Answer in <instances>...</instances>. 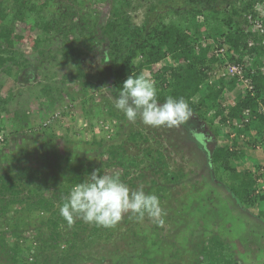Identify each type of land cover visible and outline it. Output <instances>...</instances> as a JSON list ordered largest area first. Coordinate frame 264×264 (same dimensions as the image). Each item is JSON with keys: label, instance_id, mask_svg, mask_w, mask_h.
<instances>
[{"label": "trees", "instance_id": "obj_1", "mask_svg": "<svg viewBox=\"0 0 264 264\" xmlns=\"http://www.w3.org/2000/svg\"><path fill=\"white\" fill-rule=\"evenodd\" d=\"M98 1L106 0H74L80 5L76 9L57 0H0V70L14 80H34L39 78L40 70L46 74L47 66L43 67L42 58L51 53L55 59L59 57L58 67L64 70L60 81L65 88L73 78L66 64L75 65L85 57L93 56L99 60L97 83L87 81L81 88L82 93L87 94L90 86H108L115 99L129 75H144L154 80L158 102L164 103L168 96L183 97L191 110L186 123L192 120L204 132L202 145L192 142L186 139L184 122L181 127V132L184 129L185 133L181 139L183 147L203 156L208 171L211 168L212 181L216 179L212 176L213 169L228 172L230 183L218 179L219 184L230 192L238 206L247 209L253 203L258 205L257 217L264 223V194L257 193L259 182L264 181V155L259 156L262 164L257 172L247 163L238 162L242 158L252 159L246 148L251 144L258 146L261 141L253 135L264 136V69H259L264 66V0H150L148 14L140 24L134 23L130 11L146 0H111L110 14L104 19L95 9H83L87 3L92 5ZM167 2L166 9L162 13L158 11L159 5ZM166 16L171 20L166 22ZM30 23L40 33L31 50L24 52L19 25ZM211 37L226 50L230 61L244 64L247 57L253 58V64L258 68L252 74L253 93L243 91L234 79L226 84L220 79L209 84L219 62L210 54L211 45L203 46L199 42ZM78 68L83 71L81 66ZM55 73L56 80L59 72ZM64 90L71 104H65L63 92L57 91L55 99L50 100L53 113L49 116L45 112L41 121L42 132L52 129L53 125L44 124L48 118L56 122L67 117L75 122L79 117L83 118L82 130L91 127L97 131L100 128L101 132L97 133L101 138L95 139L96 144L103 147L101 153L109 154L108 166L121 169V180L132 186H136L137 180L142 184L148 181V193L163 198L168 188L159 185L155 175L163 173L170 179L169 183L179 179L176 174L163 169L166 166L163 151L150 147L148 135L137 130L129 139L137 145L144 144L143 149L137 157L128 155L123 144L110 142L118 137L113 122L124 116H120L111 104H97L93 106L94 111L86 109L76 94L67 87ZM226 91L236 94L232 101L224 97ZM24 93L20 90L4 101L0 107V129H4L8 120L14 133H26L32 127L30 100L22 97ZM57 105H60V111H56ZM104 123L109 126L102 130ZM241 128L243 134L252 138L246 139L242 135V140L235 142L229 138V133L222 134L224 131L239 132ZM101 133L107 135L109 145H104L105 137ZM220 134L224 140L218 144L216 137ZM43 160V166L38 164L41 161L33 165L0 162V217L8 222L7 226L12 225L5 229L0 222V264L104 262V259L95 258L93 251L85 254L81 245L107 241L111 228L80 219H74L70 225L59 214L72 186L87 180L93 165L90 161L83 164L84 161L77 160L72 152L66 155L63 170L60 169V153L52 151ZM159 166L161 169L157 168ZM146 170L150 173V181L146 180ZM33 216L41 223L29 237L25 235L24 227L30 224ZM81 234H85L84 239L80 238ZM222 238L214 234L207 242L204 239L202 254L206 256L204 253L207 252L209 264H246L233 254V247ZM155 247L152 253L156 251ZM150 253L151 248L142 251L141 258L148 260L147 264H156V259L163 263V254H152V261L148 256ZM177 256L175 259L182 264L180 254Z\"/></svg>", "mask_w": 264, "mask_h": 264}, {"label": "rangeland", "instance_id": "obj_2", "mask_svg": "<svg viewBox=\"0 0 264 264\" xmlns=\"http://www.w3.org/2000/svg\"><path fill=\"white\" fill-rule=\"evenodd\" d=\"M57 1L70 4L76 9L80 8V5L74 0ZM167 5L168 2L160 4L158 11L162 13ZM149 6L150 0L141 1L140 6L130 11L134 23L140 24L144 21ZM91 8L99 11L103 19L107 18L110 14L111 0L94 2L92 5L87 3L83 9L89 10ZM169 20H171V17L166 16L165 21L168 22ZM19 30L22 33L21 49L28 52L31 50L35 39H37L40 30L34 29L31 23L20 24ZM73 37L74 35L70 39ZM216 40L215 37H211L206 43L213 44L216 43ZM42 60L45 63L43 67L47 66L45 68L47 72L45 74V71L40 70L39 78L34 80L25 78L14 80L13 77H8L5 72L0 70V80H2L0 107L11 95L24 90L25 93L22 97L30 100L29 113L32 121V127L26 133L23 131L14 133V127L9 123V120L6 121L4 129H0V162L4 165H33L41 161L38 164L43 166L45 164L43 158L50 152L55 151L60 153V169L63 170L65 157L72 152L76 155L77 160L84 161L83 164H88L90 161V164L93 165V171L99 170L101 175L120 174L121 169L119 167L112 168L108 166L109 154L101 153L103 147L96 144L95 139L101 138L97 133V131L101 132L100 128L97 131L91 127L88 130H82L81 126L85 123L83 118L79 117L78 122L72 121L68 117L63 118L61 121L58 119L61 123L55 121L50 124L53 125L50 131L42 132L44 129L41 121L44 119L45 112H48L47 115L49 116L53 113L50 100L55 99L57 91L63 92L65 104H71L70 98L66 96L67 92L64 90L66 87L77 95L80 102H84L86 109L94 111L97 104H111L114 106L115 98L108 86L101 87L99 85L95 88L90 86L87 94H83L81 91L83 84L87 81H97L99 60L91 56L85 57L75 65L66 64L65 67L72 73L73 78L65 88H63L62 80L60 81L64 70L58 67L59 57L55 59L53 54L48 53L43 56ZM78 66L83 68L82 72ZM56 71L59 72V75L55 80ZM208 81L209 84L218 82L217 79H209ZM222 83L226 84L228 81H222ZM110 87H113V85ZM235 95L232 91H226L224 97L228 101H232ZM79 101H76V103ZM57 106L56 111H60L58 109L60 105ZM115 110L120 116H124L122 112ZM76 125H79V128ZM215 125L217 126L216 123ZM108 126V123L101 126L102 130ZM113 127L118 137L110 142L123 144L127 154L135 157L141 153L144 144L132 143L129 139L130 134L137 130L147 134L151 139L148 145L153 149L162 150L164 153L166 166L163 169L172 172L174 175L176 174L179 179L174 183H169L170 179L165 178L163 173L155 175L158 184H164L168 188L165 196L163 198L159 197L164 212L162 224L153 222L147 216L143 221H138L131 213L125 214L122 220L111 228L112 233L108 235L107 241L103 243L102 241L90 242L87 246L86 243L81 245L85 254H91L93 251L95 258L100 259L99 261L104 259L102 263L90 261L89 264H147L148 260L144 261L141 258L144 248H151V253L148 256L152 261V254L157 252L158 256L163 254V263L156 259V264H180V260L175 259L178 254L184 261L182 264H195L196 262H198L197 264H209L207 252L204 253L206 256L202 254L203 241L207 239V242L208 238L214 234L219 235V237L221 235L223 241L233 247V254L241 258L246 264H264V223L257 217L260 209L254 203L247 206V209L237 205L230 192L218 182V179H222L224 183H230L227 176L228 172H224L222 169H213L212 176L216 179L212 181L209 176L211 168L208 171V168L204 165L205 160L202 159L203 157L200 158L194 155L192 149L183 147L184 144L181 139L184 138L185 133L181 132L176 135V127H151L144 125L139 118L136 122H130L125 116L117 122H113ZM183 127L186 129V139L192 142L197 141L200 145L203 144L204 132H201L194 121L185 122ZM208 128L206 126V129ZM242 129L239 132L224 131L221 133L224 136L229 133V138L235 142H240L243 138L242 135L246 139H251L252 137L243 134ZM49 132L55 135L51 137ZM101 135L105 137L104 145H109L110 142L106 141L108 139L107 135L102 133ZM254 136H258L261 141H259L258 146L252 144L246 146L247 154L252 159L245 160L242 158L238 162L247 163L251 170L257 172L258 167L262 164L259 156L264 155V136L256 133ZM216 139L218 144L224 140L221 134ZM157 168L161 169L160 166ZM146 175V180L150 181L148 170H146ZM135 183L136 186L128 185V187L131 190H136L142 186L144 191L148 193L150 187L148 181L142 184L137 180ZM258 192L264 194L263 180L258 184ZM1 218L0 222L3 227L5 229L11 228L12 225L7 226L8 222ZM39 221L35 217L32 220L30 219V224L24 227L26 236L30 237L32 235L33 229L41 223ZM84 235L81 234L80 238L84 239ZM155 244L158 246L155 247ZM153 247L156 248L154 253H152ZM159 251L163 253H159Z\"/></svg>", "mask_w": 264, "mask_h": 264}, {"label": "clouds", "instance_id": "obj_3", "mask_svg": "<svg viewBox=\"0 0 264 264\" xmlns=\"http://www.w3.org/2000/svg\"><path fill=\"white\" fill-rule=\"evenodd\" d=\"M211 45V49L218 43ZM211 52V50H210ZM154 80L144 75H129L115 99L114 107L122 112L130 122L139 118L151 127H178L191 116L187 101L168 96L164 103L158 102ZM131 213L138 221L147 216L156 223H163L164 214L158 195L146 193L141 186L131 190L120 178L119 173L100 174L94 170L88 179L72 186L59 208V214L70 225L74 219L99 227H115L125 214Z\"/></svg>", "mask_w": 264, "mask_h": 264}, {"label": "built area", "instance_id": "obj_4", "mask_svg": "<svg viewBox=\"0 0 264 264\" xmlns=\"http://www.w3.org/2000/svg\"><path fill=\"white\" fill-rule=\"evenodd\" d=\"M262 9L263 8L261 7L260 10ZM210 54L219 62L217 68H215L210 77L211 80L220 79L223 81H229L230 79H234L237 80L239 83L238 87L243 91L253 93L255 82L252 79V74L255 69H258L253 65V58L247 57L244 64L230 61L228 56H226V50L219 44L211 49ZM259 69H264V66H261ZM53 122L55 121L48 118L44 121V124H52Z\"/></svg>", "mask_w": 264, "mask_h": 264}, {"label": "flooded vegetation", "instance_id": "obj_5", "mask_svg": "<svg viewBox=\"0 0 264 264\" xmlns=\"http://www.w3.org/2000/svg\"><path fill=\"white\" fill-rule=\"evenodd\" d=\"M181 127H182V125L176 127V135H177L178 133H181V131H182ZM179 131H180V132H179ZM183 133H184V129H183ZM192 151H193L194 155L199 156L198 152L196 153L194 150H192ZM200 157H203V156H200ZM203 159H204V158H203ZM204 160H205V159H204Z\"/></svg>", "mask_w": 264, "mask_h": 264}]
</instances>
